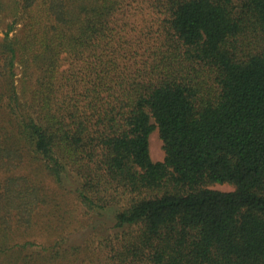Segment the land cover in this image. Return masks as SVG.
<instances>
[{"label":"trees","instance_id":"trees-1","mask_svg":"<svg viewBox=\"0 0 264 264\" xmlns=\"http://www.w3.org/2000/svg\"><path fill=\"white\" fill-rule=\"evenodd\" d=\"M0 15V264H264V0Z\"/></svg>","mask_w":264,"mask_h":264},{"label":"rangeland","instance_id":"rangeland-1","mask_svg":"<svg viewBox=\"0 0 264 264\" xmlns=\"http://www.w3.org/2000/svg\"><path fill=\"white\" fill-rule=\"evenodd\" d=\"M5 1L7 3L8 0H5ZM12 22H13L12 18L0 15V39H3L5 37V32L8 29V25ZM18 72H20V70H18ZM20 77L21 76L19 75L17 82H16L19 92L21 91ZM150 154H151L153 161H155V162L163 161L165 158V152L163 149V142L160 138L158 130L154 131L152 133V135L150 136ZM208 187L211 189L220 190V191H233L235 189V187L233 185H230V184H225V185L213 184V185H210Z\"/></svg>","mask_w":264,"mask_h":264}]
</instances>
